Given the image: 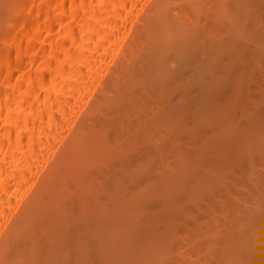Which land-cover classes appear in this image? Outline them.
Masks as SVG:
<instances>
[{
    "label": "bare ground",
    "instance_id": "obj_1",
    "mask_svg": "<svg viewBox=\"0 0 264 264\" xmlns=\"http://www.w3.org/2000/svg\"><path fill=\"white\" fill-rule=\"evenodd\" d=\"M250 1L0 0V264H162V261L163 264H175L172 262L173 259L176 258V261H181L183 256L181 260L178 258L182 253L178 252L176 257L169 256L172 254L169 247L171 245L174 247V241L180 237L176 233L178 225L183 223L180 224L183 227L188 215L189 218L192 216L197 218L194 219L197 222L191 218L192 221L189 220L192 223L187 221L189 223L186 222V227L184 226L185 236H191L189 237L191 242L188 237L183 236L185 237L184 245L186 246L185 242L188 239L192 249L189 250L187 248L189 246L184 247L183 242L180 243L181 246L176 247V251H180V247L183 250L185 248L189 250L186 251L190 252V256L189 253L184 254L187 258V260L183 259L185 264L186 262L187 264L193 262L194 255L192 257L191 250L194 251L195 248L197 251L198 249L201 250L197 253L204 250L202 248L204 241L202 240L205 239L208 241L206 246L208 248H205L206 251L203 252L208 258L205 259L206 255H203V252L202 255L199 254V257L197 253H194L197 256L194 258L199 261L198 258L203 257L205 260L203 258L201 260H204L205 264H264V217L259 216L264 215L262 212L264 208L261 210L264 206V176L259 178L253 173V176H257L255 177L256 181L253 179L254 184L248 182V180L253 181L252 177L251 179L246 177L248 180H244V185L251 186L245 188L248 193H245L244 190L245 195L241 197L234 192L236 189L234 190V187L231 186L234 184H230V190L228 185L232 180L230 173L233 172L231 170L233 167L228 166H232L233 162L236 163L231 160L232 157L233 160H238V157L236 159L235 156L248 155L252 157L249 154L254 153L258 154L257 157L264 158L262 156L264 155V131H262L264 124H260V119L255 117V111L258 109L254 110L257 106L260 108L257 103H260V98H262L260 95L264 91L261 89L260 92L258 90L260 87L257 89L256 83L259 77L264 79V70L260 69V72L257 71L258 67L256 70L254 67L258 64L264 68V64H262L264 59L260 58L262 60L261 65L258 60L259 63L253 62L257 56L253 54H256L257 50H259V54H261V50L264 51V33L261 34L263 36L258 38L260 40L258 41L256 33L258 30L255 29L259 27L258 34H260L262 27L264 32L263 22L260 23L256 19L258 21L256 23L253 18L254 15L257 17L263 15L261 17L264 18V0H259L261 4L263 3L262 7L261 4L254 5L255 3ZM249 6L253 16H248L252 17L254 20H251L255 22L247 28L248 24L245 18L247 19ZM254 10L257 12L255 13ZM258 12L262 14H258ZM255 24H261V27ZM248 29L249 31H247ZM253 31L257 37L252 40ZM244 32L247 33V36L249 35L248 32L250 35L252 34L249 35L251 41L257 40L259 42H255L256 47L248 41H243V38L247 37ZM243 42L251 44H249L251 46H249L250 51L253 47L259 49L255 52L253 49L251 56L249 50V53L245 51L248 49V44H244L246 45L244 47ZM240 53L244 55L242 59L246 64L244 69L240 65L239 67L237 65L238 69L234 66L236 62L233 61L234 59L239 61L237 57L240 56ZM263 55L260 56L264 57ZM250 56L253 57V60H248ZM251 62L254 64L251 65ZM231 64L234 69L233 66L230 67ZM230 69L233 74L230 73ZM246 69H250L253 73L256 72L254 75L249 70L251 75L253 74L252 77L256 78L252 82V84L256 83L254 85L256 89L251 88L246 82L245 79L249 76L246 74H250ZM238 71L239 73L236 75ZM242 73L244 74L242 75ZM231 74L232 77H230ZM256 74H259L258 78ZM224 75L230 76L225 78L226 80L224 78L223 81L220 80L223 84L225 82L223 87L218 78L221 79ZM240 76L241 78L237 79ZM228 79L233 80L234 83L227 85L230 83ZM234 80L238 81L240 85H234L235 83L238 84ZM241 80L245 81L244 84ZM260 82L264 84V81L259 79L258 86H260ZM219 85L222 87L220 89H223V92H220L224 96L214 104V100L218 99L216 93ZM225 85L226 91L228 89L229 92L224 90ZM233 86L235 89L241 87L244 90L238 88L236 91L234 89L233 93L236 91L234 95L229 89L232 88L233 90ZM261 88L264 89V85H261ZM239 90L242 92L239 93ZM248 92L252 94H248ZM254 92H258L260 95ZM228 93L233 94H230L232 98H227L230 96ZM246 95H256L257 98L259 96L260 100L256 97L253 99L252 96L250 97L251 103H244L241 101L242 99L249 101V97L247 98ZM215 96L216 99H214ZM235 96H237L238 103L234 102L236 101ZM226 100L229 104L226 103ZM240 101L243 102L244 110L241 109ZM255 101L256 103L252 104ZM211 103L212 106L220 103H222L220 107H225L223 103H226V106L228 104V106L225 107L226 109H219L215 106L218 111L213 109L215 111L212 112V117L215 119L210 121L213 126L210 128L216 130L217 123H219L221 126L224 125L223 127L219 126L222 129L226 130L228 125L227 131L233 130L230 128L228 118L233 122L236 121L234 125L239 124L240 121L242 123L244 118V122L248 119L245 123L248 124V128L244 129L241 124L243 127L241 131H238L236 135H233L235 132H231V130H229L231 132L229 134L226 131L224 136L228 134L227 137L219 134L221 129L219 127L217 130H219L220 136L216 132V137L214 132L208 134L207 130L210 128L206 127L211 126V124L207 121V117L208 119L211 118L209 115L211 112L206 113V111L209 110L208 107L211 106ZM262 103L264 102L261 101L263 106ZM232 106L236 109H233ZM228 108L232 109L228 110ZM248 109L254 110L253 114H255L256 121L252 119V111L249 113ZM222 111L223 113H221ZM228 111L233 114H227ZM245 112L252 114L250 121L249 114L246 116L247 118L240 117V115L245 116ZM196 113L199 114L198 117ZM257 113L259 114L261 111L258 110ZM239 117L241 119H238V122L237 118ZM191 118H198V120L196 119L198 122L194 119V123L193 120H190ZM200 118L203 119L202 121H206L204 124L206 131L203 129V122ZM263 119L264 117L261 121ZM199 121L201 122L199 123ZM191 122L194 125H190ZM200 124L202 125L199 126ZM191 128L193 129L192 133H190ZM185 130L188 131V135ZM225 130H221V133H225ZM183 132L185 135H182ZM197 132H200L199 137ZM203 134L208 137L211 136L214 142L217 140V145L214 142L208 143L211 141L210 137H204ZM183 136H186V139ZM187 136L189 139L191 137L193 142L187 139ZM195 137L200 140L203 138L201 141L206 142V144L203 143V146L199 148L202 142L200 141V145L199 140L196 139V141ZM170 139L174 142L172 143ZM195 142H197L198 147ZM184 143L188 148L185 147ZM209 144L212 146L210 147ZM204 145L205 149L203 148ZM190 146L191 149H189ZM227 146L230 149H227ZM176 147H180L181 152L173 150ZM182 147L186 149L183 152ZM206 147H208L209 152H207ZM212 147H215L213 148L214 152H212ZM221 147L226 150L221 151ZM234 147L238 149L239 155L235 154L238 151ZM195 148L197 154L194 151ZM190 150L194 151V153L192 152L194 155L191 154V158L189 156L186 159ZM216 151L217 153H215ZM200 152L202 155L198 158ZM227 152L231 157L227 155ZM166 153H168V157L172 153V155H179V158L174 155L176 158L171 156L169 160ZM207 154L210 158L207 157L209 159L206 158L207 160H205L204 156H208ZM218 155L219 166L216 162ZM248 156H246V164L247 161H253L257 158L253 159L252 157L251 159ZM192 157L196 158H194V162L197 158L199 160L202 158V161L195 165ZM154 158L157 159L154 160ZM188 158L192 160L189 162ZM176 159H181L182 163ZM158 160L159 162H156ZM186 160L191 164L190 170L193 166H197L198 168H195L198 169V172H203L202 178L206 177L207 182L210 178V183L214 180L215 184L217 183L216 187L213 182L214 188H218V183H222L224 179L216 175L224 174L223 170L220 171L227 166L228 169L227 167L225 169L230 172H225L227 173L225 176L228 177L225 178L231 180L229 182L226 180L227 191L223 190L225 185L220 184L222 187L220 188L221 194L223 191H226L225 194L227 192L237 194L238 199L233 198L232 205L230 202L229 205L239 209L238 205L240 204L241 208L239 210L236 208L234 212L231 211L230 206L228 204L226 206V203L232 201L230 200L232 195L223 200L225 196L223 193L221 199L224 207L226 209L228 207V217L226 214H222L224 211H220L221 207L218 206L219 203L214 198L217 189L208 187L211 191L212 189L213 191L216 190L214 193L212 192V195L206 188V191L202 190L206 185L203 183L205 179L196 176L198 174L195 173L196 170L193 171L194 167L191 172L186 171L189 168L187 167L189 163ZM211 160H215V163ZM175 161L181 167L174 172V168L171 169V166L169 168L168 166L171 162H173L171 165H174ZM221 161L223 162L222 165ZM230 161H232L231 165ZM204 162L205 166L203 165ZM225 162L229 164L226 165ZM184 164L185 170L183 169ZM206 164L208 165L206 166ZM216 164L218 168H215L214 165ZM234 164L233 166L238 168L243 167L240 161L239 165ZM252 164L248 168L251 170L257 168L255 167L256 164L254 167ZM154 165L157 168L160 165L162 169L159 167L158 170ZM211 165L214 166L213 170ZM165 166L170 171L169 173ZM238 168H236L238 175L243 171L241 175L245 176L246 172L244 174V171L246 169L251 171L246 167V169L242 168L241 171ZM207 169L215 171V173L213 172L210 176ZM176 171H186L188 174L185 172L184 174L188 178L183 179L185 178L184 175L179 179L181 182L179 180L177 182L175 176L178 177L181 172ZM256 171L259 174L263 173L261 170ZM158 172H161V174L159 173L160 176ZM190 175H193L197 180L195 178L192 179L193 181L190 180L193 177ZM241 175L238 178L242 179L243 176ZM171 176L174 177L173 180H171ZM212 176L213 178L215 176V179L217 177L223 179L221 182L217 179L216 182ZM184 180H188L186 183L192 187L195 186V188L187 187ZM163 184H165L164 187ZM183 184L185 189L182 188ZM160 187L165 190L161 192ZM196 187H199L198 190ZM243 187L241 185L240 193L242 194ZM200 188L202 190H200V194L209 192L210 197L208 194L204 193V195L211 199L210 201L207 198H204L203 201L200 199V194H197ZM154 189L156 192H160L157 194ZM194 190L197 193H194ZM192 191L197 194V196L194 195L196 200L190 198L193 197L191 196L193 193H190ZM253 192H255L254 195L256 194L255 197ZM155 194L156 196H154ZM160 195L163 196L162 199H158ZM181 196L185 202L179 205L180 202H183ZM198 196L199 201H197ZM250 196L254 199V201L252 200L253 205H250ZM147 197L153 199L152 202H155L156 205L160 203L161 209L164 208L166 211L164 212L155 206V213H152V206L147 205L150 202L144 200ZM188 197L196 201L191 207L199 205V211L202 208L201 211L205 212H201L203 216L196 217L193 215L194 210L191 209L192 211H190V208L186 210L185 203L188 204L190 201ZM241 198L247 201L248 205ZM156 200L162 201L157 202ZM234 200L239 201L238 205H235L236 201L234 203ZM146 201L147 206L143 207ZM206 201L209 202L207 205L205 204ZM197 202L199 203L197 204ZM171 203L173 205L178 204L176 207L179 209L181 206V210L184 207L183 211L174 207L175 212L178 213L174 215ZM242 204L246 205L242 206ZM205 205L207 210H210L209 212ZM208 207L210 208L208 209ZM257 209L261 211L258 212ZM242 210L244 214L241 213ZM181 212L187 214L186 219L183 216L186 214L180 215ZM142 213L145 214L142 215ZM218 213L226 216L227 218L223 217L228 221L231 218V224L224 225L225 228H218L221 226L220 224L226 223V220L225 222L220 221L222 217L215 215ZM144 215H148L147 218H150L151 221ZM180 217L183 222H180ZM200 219L202 220L200 221ZM213 220L217 222H212ZM163 222L164 224L167 223L164 225ZM176 222L180 223L176 224ZM203 222L208 224V227L202 231ZM210 222L213 223L212 225H216L218 222L220 224L218 223L217 228L210 230L212 227ZM170 223H175V227ZM142 224L147 226L146 229ZM189 226L191 229L193 226V230L188 229L191 233L187 232L189 233L187 234L185 231L187 227L190 228ZM171 228L172 230H170ZM197 229L203 233L209 231L202 234L200 231L197 232ZM168 230L172 231V234ZM147 232H149L148 235ZM169 236L173 238L172 243L168 240ZM200 240L202 243H199ZM192 241L197 243L195 245H200L194 246ZM215 242H221L224 246L220 243L221 250L218 254L217 248L220 245ZM166 243L168 244L166 245ZM167 248H169L168 254L171 252L169 255H166ZM186 251L182 252L185 253ZM164 255L169 257L163 258ZM187 255L191 258H188ZM193 263L195 264V262Z\"/></svg>",
    "mask_w": 264,
    "mask_h": 264
},
{
    "label": "rangeland",
    "instance_id": "obj_2",
    "mask_svg": "<svg viewBox=\"0 0 264 264\" xmlns=\"http://www.w3.org/2000/svg\"><path fill=\"white\" fill-rule=\"evenodd\" d=\"M249 1H250V0H249ZM250 2L255 3L254 5H259V4H261L259 0H258V1H257V0H252V1H250ZM262 2H263V1H262ZM251 4H252V3H251ZM254 5H253V6H254ZM262 5H263V3H262L260 6L262 7ZM263 6H264V5H263ZM255 7H256V6H255ZM253 8H254V7H253ZM259 9H262V8H259ZM259 9H258V10H259ZM254 11H255V10H254ZM259 11H262V10H259ZM256 12H257V10L255 11V13H256ZM251 13H252V10H251V7L249 6V8L247 9V16H246L247 19L245 18V21H247L246 23L248 24V25H247V28H248V26H251V25L256 21V19H257L260 23L263 22V24H264V18H262L263 15H261L262 17H261V16H260V17H257L256 15L253 16ZM255 13H254V14H255ZM259 13L262 14L261 12H258V14H259ZM263 13H264V12H263ZM258 14H257V15H258ZM248 15H252L253 18L255 19V21L253 22L252 20H254V19H253L252 17H249ZM202 17H203V16H202ZM251 19H252V20H251ZM251 21H252V22H251ZM258 21H256V23H257ZM246 23H245V24H246ZM251 23H252V24H251ZM250 24H251V25H250ZM263 24H262V26L264 27ZM255 25H258V26L260 25V27H261V24H255ZM253 26H254V25H253ZM261 28H262V27H261ZM261 28H260V34H258V33H259V27H258V28H255L256 30H258V31L256 32L257 35H258V37L254 35L255 31L252 32V33H253V35L251 34V35H252V37H251L252 40H253L254 38L257 37V40L260 41L258 38H261V36H263V35H261V34L264 33V32H263V28H262V29H261ZM253 30H254V29H253ZM247 31H249V29H248ZM250 32H251V31H250ZM244 34H246L245 36H247V33H246V32H244ZM248 34L250 35L249 32H248ZM249 35H248L247 37L243 38V41H244V42L248 41V42H250L251 44H253V46L256 47V43H257L258 41H257L256 39H255V40H256V41H255L256 43H255L254 41H251V40H250V36H251V35H250V36H249ZM248 37H249V38H248ZM263 41H264V40H263ZM244 42H243V46H244V47L248 44V49H247V47H246L247 50H245V51H248L249 49H251V48H250V47H251V46H250L251 44H250V43H247V44H246V43H244ZM258 43H259V42H258ZM260 43H261V42H260ZM244 44H246V45H244ZM249 44H250V45H249ZM249 46H250V47H249ZM255 47H253L254 50L252 49L254 52H255L257 49H259V48H255ZM241 49H242V47H241ZM243 49H244V48H243ZM261 49H263V48L261 47ZM252 50H251V51L249 50L250 53H251V54H250L251 56H252ZM249 51H248V53H249ZM243 52H244V51H243ZM243 52H241V53L243 54ZM258 52H259V50H257V53H258ZM263 52H264V51L261 50V54H259L260 52L258 53L259 55H258L257 53H256V54H253V55H255V56L257 55L258 58H259V59H258L257 56H256V57H255V60L253 61L254 63H256V62L259 63V62H260L259 64L261 65V63H262V62H261V61H262L261 59H264V57H261V56L263 55ZM241 53H240V56L237 57L239 61H236L235 59H234V61H233L234 63H235V62L237 63V64L235 63V65H234L236 69H238L239 65H240V67H241L242 69H244V67H246V66H245L246 64H244V61L242 60L243 57H244V55H242ZM260 55H261V56H260ZM245 56H246V55H245ZM251 56H250L249 59H248V58H247V59H248V60H253V57H251ZM263 56H264V55H263ZM246 57H247V56H246ZM234 58H235V57H234ZM260 58H261V59H260ZM244 59H245V58H244ZM257 60H258L259 62H258ZM245 62H246V61H245ZM253 62H251V63H252L251 65L254 64ZM231 63H232V61H231ZM234 63H232V64H234ZM232 64L230 65V67L233 66ZM249 64H250V62H249ZM262 64H264V62H263ZM237 65H238V67H237ZM234 66L232 67L233 69H234ZM254 66H256V65H254ZM263 66H264V65H263ZM249 67H250V66H249ZM257 67H258V68H257ZM261 67H262V65H261ZM261 67L257 64V66L254 67V70H256V68H257V71H260V69H263V70H264V68H263V67L261 68ZM232 68H231V69H232ZM252 68H253V66H252ZM252 68H251V70H252ZM231 69H230V73H232V72H231ZM246 70H248V69H246ZM249 70H250V69H249ZM249 70H248V71H249ZM251 70H250V71H251ZM232 71L234 72V70H232ZM236 71H237V70H236ZM239 71H240V70H239ZM239 71L236 72V75H237V73H239ZM250 71H249V72H250ZM241 72H242V71H241ZM243 72H245V71L243 70ZM251 72H252V71H251ZM251 72H250V74H246V75H249V76H247V78L245 77L246 79H245V78H244V79L247 80L246 82L249 83V85L251 86V88H252V87L254 88V87H255L254 85L257 83V89H258V87H260V89H258V90H260V92H261V89L264 90L263 88H261V85H264V84H261V82H260V86H258V85H259L258 82H259V79H260V81L262 80V82L264 81V79H263L262 77H259L258 81H257L256 83L254 82V84H252L253 79L255 78V77H252V76H253V74L256 73V72H255V71H254V73L252 72V73H253L252 75H251ZM260 72H261V71H260ZM234 73H235V72H234ZM245 73H246V72H245ZM258 73H259V72H258ZM232 74H233V73H232ZM232 74H231V76H230V75H229V76L232 77ZM243 74H244V73H242V75H243ZM260 74H261V73H260ZM262 74H263V73H262ZM250 75H251V77H252V80H251V78H250ZM254 75H255V74H254ZM229 76H228V75H227V76L224 75L223 77L221 76V77H222L221 79H220V77L218 78V79H219V82L222 84L223 87H224L225 82H224V84H223V83L221 82V81H223L222 79H223V78H224V79H225V78L227 79ZM238 76H239V74H238ZM257 76H259V74H258V75L256 74V77H257ZM261 76H262V75H261ZM263 76H264V74H263ZM233 77H234V76H233ZM242 77H243V76H242ZM236 78H237V77H236ZM239 78H241V76L238 77L237 79H239ZM257 78H258V77H257ZM226 79H225V80H226ZM232 79H233V78H232ZM242 79H243V78H242ZM220 80H221V81H220ZM228 80L230 81V83H227V85H229V84L232 85L231 83H234V82H232L233 80H231V79H228ZM228 80H227V81H228ZM254 80H256V78H255ZM234 81H235V80H234ZM235 82H238V81H235ZM241 82H243L242 84H244L245 81H242V80H241ZM241 82H240V83H241ZM263 83H264V82H263ZM234 85L239 86L240 84H239V82H238V84L235 83ZM237 86H236V87H237ZM246 86H248V85H246ZM250 86H249V87H250ZM220 87H221V86L219 85L218 88H217V89H218V92H217L218 94L216 93V96H218V99H217V100H214V99L217 98V97L215 96L214 99H213L214 102L212 101L214 104H215L216 101H220V98H221L222 96H224V94H221V92H220V91L223 92V89L221 90ZM234 87H235V86H233V90H232V88H229V89H231L230 91H232V93H233V91H234V89H235ZM262 87H263V86H262ZM221 88H222V87H221ZM238 88H239V87H238ZM238 88H236L235 90L237 91ZM240 88H241V87H240ZM240 88H239V89H240ZM246 88H248V87H246ZM241 89H242V91L244 90L243 88H241ZM254 89H256V88H254ZM224 90L226 91V85H225V89H224ZM248 90H249V89H248ZM250 90L252 91V89H250ZM258 90H255V91H258ZM227 91H228V89H227ZM227 91H226V92H227ZM236 91H235V93H236ZM242 91L239 90V93H241ZM228 92H229V91H228ZM258 92H259V91H258ZM258 92H254V93H255V94H256V93L258 94ZM260 92H259V93H260ZM224 93H225V92H224ZM235 93H233V94L235 95ZM244 93H246V92L244 91ZM250 93H251V92H250ZM250 93L248 92V94H250ZM254 93H253V94H254ZM261 93L264 94V91L261 92ZM261 93H260V94H261ZM228 94H229V93H228ZM228 94H227V95H228ZM230 94H231V93H230ZM230 94H229V95H230ZM233 94H231V95H233ZM251 94H252V93H251ZM260 94H258V95H260ZM263 94L260 95V97H262V98H260L258 95H257L258 98L256 97V95H255V96L252 95V96H253V99H254V97H256L257 99H259V98L261 99V100L259 99V100H260V103H257V105H260V106H259L260 108H257L258 106L255 105V106H257V107L254 108V110H257V109H258L259 111H261V113H259V114H261L262 116L260 115V117H259V114L257 113L258 110L255 111V112H256V113H255L256 115H255V114H253V113H254V112H253V111H254L253 109H248V110H249V113H250V111H252V114H253V115L245 112L246 115L244 114L245 116H241V115H242V112L240 111V112H241V113L239 112V113L241 114L240 117H243V118H244V117H246V116L249 114L250 116L248 115V117H249V121H250V119H251V115H252V119H254V120L256 121V119L259 118V119H260V120L258 119V120H259V123L263 125V124H264V123H263L264 119L261 121L262 117H264V115H263V113H264V105H263V106L261 105V101L264 102V99H263V98H264V95H263ZM219 95H220V96H219ZM227 95H226V96H227ZM231 95H230V96H227V98H232ZM237 95H238V94H237ZM244 95H245V94H243V96H244ZM239 96H240V95H239ZM246 96H247V95H246ZM252 96H247V98L249 97V101H245V100H243V99H242L241 101H243L244 103H246V102H250V100H251L250 97H252ZM233 97H234V96H233ZM236 97H237V96H235V100H236V101H234V102H237ZM244 97H245V96H244ZM227 98H224V99H227ZM256 98H255V99H256ZM224 99H223V100H224ZM240 99H241V98H240ZM244 99H245V98H244ZM262 99H263V100H262ZM221 100H222V99H221ZM223 100H222V101H223ZM228 100H229V99H228ZM230 100L233 101L232 99H230ZM226 101H227V100H226ZM238 101H239V100H238ZM241 101H240L239 104H241V106H242L243 102L241 103ZM252 101H253V100H252ZM256 101L258 102V100H256ZM256 101H255L254 103L252 102V104H255ZM234 102H232V103H234ZM218 103H219V102H218ZM226 103L229 104L228 101H227ZM226 103H223V104H225V105H224L225 107L228 106V104H227V106H226ZM237 103H238V102H237ZM250 103H251V102H250ZM250 103H248V104H249V105H252V104H250ZM214 104H213V106H212V103H211V106L208 107L209 110L206 111V113H207V112H209V113L211 112V114H209V115L211 116V118L208 119V117H207V121H209L210 124H211L210 121H211L212 119H215L214 117H212V112L215 111V110L217 109V108H215V106H217L219 109H221V108L226 109L225 107H220V104L222 105V103H220V104H218V105H217V104L214 105ZM239 104H237V105H239ZM262 104H264V103H262ZM245 105H246V104H245ZM249 105H247V106L249 107ZM233 106H234V105H233ZM233 106H232V107H233ZM235 106H236V104H235ZM252 106H253V105H252ZM237 107H238V109H239V106H237ZM245 107H246V106H245ZM214 108H215V110H213ZM240 108H241V107H240ZM251 108H253V107H251ZM211 109H212V110H211ZM230 109H232V108H230ZM230 109L228 108V110H230ZM233 109H236V108L233 107ZM241 109L244 110V109H243V106H242ZM239 110H240V109H239ZM239 110H238V111H239ZM216 111H218V110H216ZM226 111H227V110H226ZM226 111H225V112H226ZM236 112H237V111H236ZM236 112H235V113H236ZM247 112H248V111H247ZM262 112H263V113H262ZM218 113H219V112H218ZM221 113H223V111H222ZM229 113L231 114L230 111H228L227 114H229ZM235 113H234V114H235ZM239 113H238V114H239ZM243 113H244V112H243ZM196 114H197V117H198L199 114H198V113H196ZM232 114H233V113H232ZM232 114H231V115H232ZM257 114H258V116H257ZM205 115H206V114H205ZM214 115H215V114H214ZM223 115H224V114H223ZM223 115H222V116H223ZM254 115H255L256 119H255ZM216 116H217V115H216ZM236 116H237V115H236ZM230 117H232V116H230ZM240 117L237 118V121H238V119H241ZM202 118H203V117H202ZM202 118H200L201 121L204 119V118H203V119H202ZM222 118H223V117H222ZM235 118H236V117H235ZM246 118H247V117H246ZM194 119H195V120H196V119L198 120V118H194ZM194 119L191 118L190 120H193V122L195 123ZM205 119H206V117H205ZM224 119H225V118H224ZM244 119H245V118H244ZM244 119H242V123H241V121H240V123L237 124V125H239V126H237L236 124L234 125V123H235L236 121L233 122V121H231V119L228 118V121L230 120V122H229V124L231 125L230 128H233V130H231V129H229V130H231V132H232V131L235 132L234 134L232 133L233 135H236V133H237L238 131H241V129H242L243 127H244V129H245V128H248V126H247L248 124H245V123H246V120H248V119H246L245 122H244ZM197 120H196V121H197ZM258 120H257V121H258ZM201 121H199V123H200ZM221 121H224V120H221ZM226 121H227V120H226ZM260 121H261V122H260ZM193 122H191L190 125L193 124ZM197 122H198V121H197ZM197 122H196V123H197ZM202 122H203V129H205L204 131H206V128L213 127L212 124H211V126H208V127L205 126L206 128H204V124H206V121H202ZM204 122H205V123H204ZM238 122H239V121H238ZM243 122H244V123H243ZM212 123H213V122H212ZM222 123H224V122H222ZM222 123H221V124H222ZM224 124H225V123H224ZM241 124H242L243 127L241 126ZM186 125H187V123H186ZM188 125H189V124H188ZM193 125H194V124H193ZM193 125H192V126H193ZM196 125H198V124H196ZM201 125H202V124H200L199 126H201ZM207 125H208V124H207ZM225 125H227V124H225ZM214 126H216V125H214ZM219 126H221V125H220L219 123H217L216 130L213 129V128H210L211 130L208 129V130H207L208 134H209L210 132H211V133H213V132L215 133V132H216V133L218 134V131H219V130H217V129L223 127L224 125L221 126V127H219ZM195 127H196V126H195ZM218 127H219V128H218ZM236 127H237V128H236ZM263 127H264V126H263ZM263 127H262V128H263ZM187 128H188V127H187ZM193 128H194V127H193ZM214 128H215V127H214ZM191 129H192V128H191ZM196 129H197V128H196ZM203 129H201V130L203 131ZM227 129H228V125H227L226 130L221 128L220 131H219V134L222 135L223 137H225L226 135L224 136V134H226ZM244 129H243V130H244ZM263 129H264V128H263ZM201 130H200V132H201ZM221 130H222V131L225 130V133L222 134V133H221V132H222ZM229 130L227 131L228 134H229V132H230ZM234 130H235V131H234ZM182 131H183V130H182ZM185 131H186V130H185ZM196 131H197V130H196ZM196 131H195V132H196ZM262 131H264V130H262ZM186 132H187V135H188V131H186ZM192 132H193V129H192V131H191L190 133H192ZM200 132H199V133H200ZM231 132H230V133H231ZM180 133H181V132H180ZM183 133H184V134H182V135H185V132H183ZM197 133H198V132H197ZM199 133H198V137H199V135H200ZM203 133H204V132H203ZM216 133L214 134L215 137H216ZM219 134H218V135H219ZM228 134H227V136H228ZM180 135H181V134H180ZM189 135H190V134H189ZM203 135H204V134H203ZM206 135H207V134H206ZM210 135H211V134H210ZM218 135H217V136H218ZM220 135H219V136H220ZM194 136H195V135H194ZM227 136H226V137H227ZM183 137H185L184 139H186V136H183ZM192 137H193V135H192ZM204 137H207V138L210 137V139H211V136L208 137V136H205V135H204ZM212 137H213V136H212ZM215 137H214V138H215ZM217 138H219V137H217ZM180 139H181V138H180ZM187 139H189L188 136H187ZM196 139L199 140V143H200L201 140H203V138H201V140H200L199 138L195 137V140H196ZM205 139H206V138H205ZM210 139H209V140H210ZM222 139H223V138H222ZM170 140H171V142H172V139H170ZM182 140H183V139H182ZM189 140L193 142V140H191V137H190ZM189 140H188V141H189ZM197 140H196V141H197ZM228 140H229V139H228ZM184 141H186V140H184ZM190 141H189V142H190ZM204 141H205V140H204ZM207 141H208V140H207ZM216 141H217V140H215V142H214V141H212V139H211V141H210V142L208 141V143H211V142L216 143ZM226 141H227V139H226ZM173 142H174V141H173ZM173 142H172V143H173ZM201 142H202V141H201ZM219 142H220V141H219ZM219 142H218V144H219ZM221 142H222V141H221ZM169 143H170V142H168V144H169ZM186 143H187V142H186ZM190 143H191V142H190ZM190 143H189V144H190ZM195 143L197 144V142H195ZM195 143H194V144H195ZM203 143L206 144V142H202V145H201V143H200L201 146H199V148H201V147L203 146ZM208 143H207V145H208ZM228 143L231 144L230 142H228ZM181 144L183 145V143H181ZM187 144H188V143H187ZM196 144H195V145H196ZM221 144H222V143H221ZM224 144H225V142H224ZM226 144H227V142H226ZM169 145H170V144H169ZM169 145H167V147H168ZM174 145H175V144H174ZM174 145H173V146H174ZM176 145H178V144H176ZM182 145H181V146H182ZM184 145H185V143H184ZM207 145H206V146H207ZM209 145H210V144H209ZM213 145H215V144H213ZM216 145H217V143H216ZM231 145H232V144H231ZM231 145H229V146H231ZM178 146H180V145H178ZM196 146L198 147V144H197ZM211 146H212V144L210 145V147H211ZM219 146H220V144H219ZM223 146H224V145H223ZM229 146H227L226 148H227V149H230V148H228ZM170 147H172V146L170 145ZM170 147H168V148H170ZM185 147H186V145H185ZM208 147H209V146H208ZM208 147H206V148L208 149ZM232 147H233V146H232ZM172 148H173V147H172ZM179 148H180V147H179ZM179 148L176 147V148L173 149V150H175V151H180ZM182 148H183V147H182ZM186 148H188V147H186ZM203 148L205 149V145H204ZM203 148H202V149H203ZM213 148H215V147H212V148H211V149H212V152L215 151ZM218 148H219V147H217V149H218ZM234 148H235V147H234ZM234 148H233V150L236 149V148H235V149H234ZM178 149H179V150H178ZM184 149H185V148H183L182 152L184 151ZM189 149H191V146H190ZM189 149H188V150H189ZM202 149H201V150H202ZM211 149H210V150H211ZM220 149H221V151H225V150H226V149L224 150V148L222 149V147H221ZM168 150H169V149H168ZM168 150H167V151H168ZM185 150H186V149H185ZM201 150H200V151H201ZM218 150H219V149H218ZM236 150L238 151V149H236ZM263 150H264V149H263ZM167 151H166V152H167ZM170 151H171V150H170ZM194 151H195V153L197 154V152H196V151H197L196 148H195ZM194 151H193V150H192V151L190 150V154H188L189 152L187 153L188 156H186V154H185L186 159H187V157H189V156H190V158H191V154H193ZM203 151H204V150H203ZM230 151H231V150H230ZM258 151H262V150H258ZM258 151H257V152H258ZM172 152H173V151H172ZM180 152H181V151H180ZM185 152H186V151H185ZM192 152H193V153H192ZM198 152H199V150H198ZM207 152H209V149H208ZM212 152L210 151L211 154H212ZM219 152H220V151H219ZM228 152H229V151H228ZM228 152H227V155H228ZM233 152L235 153L236 151H233ZM202 153H203V152H202ZM205 153H206V152H205ZM215 153H217V151H216ZM224 153H225V152H224ZM229 153H230V152H229ZM231 153H232V151H231ZM234 153H233V154H234ZM247 153H250V152H247ZM252 153H253V152H252ZM255 153H256V151H255ZM260 153H262V152H260ZM167 154H168V153H166V156H167ZM169 154H170V153H169ZM178 154H180V153H178ZM182 154H183V153H182ZM211 154H210V156H211ZM218 154H219V153H218ZM222 154H223V153H222ZM235 154H236V155H239V151H238V153L236 152ZM253 154H254V153H253ZM253 154H249V155H252V157H253ZM263 154H264V153H263ZM174 155H175V156H178V158H179V155H176V154H174ZM174 155H172V153H171L170 157L167 156V159H169V158L171 159V156H172L173 158H176V157H174ZM193 155H194V154H193ZM193 155H192V156H193ZM200 155H202L201 152L198 153V158L200 157ZM207 155H208V154H207ZM215 155H217V154H215ZM227 155H226V157H227ZM256 155H258V154H254L253 159L257 157ZM259 155H262V154H259ZM182 156H184V155H182ZM203 156H204V155H203ZM224 156H225V154H224ZM224 156H223V157H224ZM228 156H229V155H228ZM246 156H248V155H245V156H244V155L235 156L236 159H237V157H238V160H235V159L233 160V157L231 158V160H232V161H235V162H236L235 164H237V165H239L238 163H239V161H240V163L242 164V165H241V164H240V165L243 166L242 168H245V167L248 168V167H250V165H251L252 163H254V164H252L253 167H254L255 164L257 165V166H255V167H257V168H252V170H251L250 168H248V170H251V171H247V169L245 168V169H246V171H244V174H245V172H246L245 176H244V175H241V174H243V171L239 174V175L243 176L242 179H241V178H238L239 175L237 174L238 171L236 170V168H238V167L233 166L234 162H233V164H232V161H230V162H231L230 165L232 164V166H228V167H233V169H231V170H233V172L230 173L231 176H232V177H231L232 180L230 179L231 181L227 179V178H228L227 176H225V175L228 173V171H229V170L226 171V170L228 169L227 166H226L227 169H225L226 167L224 166L225 168H224V169H221V171H220V172H222V170H223V172H224V174L222 173L223 175H222V174H219V175H216V174H215L216 176H221V177H223L224 179L221 178V177H220L221 179H218L219 177H217V178L215 179V176H214V178H213V176H212V179H215L216 182H217V179H218L220 182H221L222 179H223V180H222L223 182L225 181L224 183H223V182H222V183H218V188H214V187H213L212 184H213L214 180H213L212 183H210V182H211V179H210V178H208L209 181L207 182L206 177H203V178L205 179V181H204L203 183L206 184V185H205L206 187H205V186H204V187L202 186V187L204 188V189H202V190L206 191V189H207V191L211 192L210 194L212 195V192L214 193V191H216V190L213 191V189H212V191H211L210 188L213 187L214 189H217V192H218V193L215 192L214 195H216V196H215L214 198H216V200L218 201V202H217V203H219L218 206L220 205V207H221V210H220V211H224V213L222 212V214H224V215L226 214L227 217H228V215H227V214H228V211H227L228 207H227V209H226V207H224V203H223V201H222V199H221V198H222V195L225 194L224 192L227 191V190H226V188H228L227 186L229 185V190H230V184H234V185H231V186L234 187V190H235V189L237 190V191L235 190L234 192L237 193V194L241 197V196H244V195H245V194H244V190H245V188H249V186H251V185H249V186L244 185V184H245L244 180L246 181V179H247L246 177H250V179H251V177H252V180H253V179H255V177H257V176H253L254 174L258 175L259 178H261V176H264V168H263V166H264V158L262 159V157H257V158L262 159L261 162H260V159H257V158H256V159H254L253 161H249V162L247 161V164H246ZM262 156H264V155H262ZM158 157H159V156H158ZM161 157H162V156H161ZM196 157H197V155H196ZM204 157H205V160H207V159L210 158L209 155H208V156H204ZM204 157H203V159H204ZM207 157H209V158H207ZM216 157H217V160H216V162H217L218 159H219V158H218L219 155L216 156ZM229 157H231V156H229ZM248 157L252 159V157H250V156H248ZM162 158H164V157H162ZM162 158H160V159H162ZM173 158H172V159H173ZM180 158H181V156H180ZM182 158H183V157H182ZM194 158H195V157H194ZM194 158L192 157L193 160L188 158L189 162H190V160H192L193 163H195V165H196V163L202 161V158H200V160L197 158L198 161L196 160V162H194V161H195ZM206 158H207V159H206ZM156 159H157V158H154V160H156ZM165 159H166V158H165ZM165 159H164V160H165ZM167 159H166V161H167ZM170 159H169V160H170ZM195 159H196V158H195ZM211 159H212V158H211ZM220 159H221V158H220ZM223 159H224V158H223ZM223 159H222V160H223ZM227 159H228V158H227ZM251 159H250V160H251ZM162 160H163V159H162ZM162 160H161V161H162ZM174 160H175V159H174ZM174 160H173V162H174ZM176 160H178V159H176ZM183 160H185V159H183ZM212 160H213V159H212ZM212 160H211V161H212ZM225 160H226V159H225ZM247 160H248V159H247ZM255 160H256V161H255ZM179 161H181V162H179ZM192 161H191V163H192ZM228 161H229V159H228ZM254 161H255V162H254ZM156 162H159V160L156 161ZM173 162L169 163L170 165L168 166V168L171 166V169L174 168L173 170H174V172H175V170H178L177 168H180V167H181V166L179 167V163H182V160L179 159V160H178L179 163L175 161L176 163H178V165H176L175 167H174V165H175L176 163H175L174 165H171V164H173ZM183 162H184V161H183ZM186 162H187V160H186ZM189 162H187V163H189ZM212 162L215 163V160L212 161ZM212 162H210V163H212ZM221 162H222V161H221ZM251 162H252V163H251ZM163 163H165V162H163ZM187 163H186V164H187ZM207 163H208V162H207ZM213 163H212V164H213ZM227 163H228V162H227ZM227 163L225 162L226 165H227ZM154 164H155V163H154ZM165 164H166V163H165ZM167 164H168V162H167ZM217 164H218V162H217ZM217 164L214 165L215 168L217 167ZM222 164H223V162L221 163V165H222ZM225 164H224V165H225ZM228 164H229V163H228ZM235 164H234V165H235ZM259 164H260V165H259ZM156 165H157V163H156ZM190 165H191V164L189 163L188 166H187V167H189V168L186 169V166H185V164H184L185 167L183 168V166H182V168H183L184 170L186 169V171H190V172H191V170H192V168H193L194 166H193V167L191 168V170H190V167H191ZM203 165L205 166V162H204ZM207 165H208V164H206V166H207ZM219 165H220V164H218V166H219ZM158 166L161 168L160 165H158ZM163 166H164V164H163ZM211 166H212V165H211ZM211 166H210V167H211ZM214 166H212V167H213L212 170L214 169ZM154 167H155V165H154ZM159 167H158V168H159ZM165 167H166V166H165ZM172 167H173V168H172ZM195 167H197V166H195ZM195 167H194V168H195ZM199 167H200V166H199ZM234 167H236V168H234ZM239 167H240V166H239ZM155 168L158 169L157 166H156ZM197 168H198V167H197ZM197 168H195V169L193 170V171H195V170L197 171V172L195 171V173L198 174V175H196V176H198V177L203 176V175H202L203 172H202V173L198 172V169H197ZM201 168L203 169L202 166H201ZM201 168H200V169H201ZM208 168H209V167H208ZM217 168H218V167H217ZM242 168H238V169H240V171H241ZM262 168H263V169H262ZM152 169L155 170L154 168H152ZM161 169H162V168H161ZM161 169H160V171H161ZM234 169H235V170H234ZM158 170H159V169H158ZM164 170H165V169H164ZM164 170H163V172H164ZM166 170H168L167 167H166ZM173 170H172V171H173ZM207 170H208V169H207ZM212 170H210V171L208 170V171L210 172V176L212 175L213 172L215 173V171H212ZM256 170H259V171L261 170V172H263V173H260V174H259V172L257 173ZM186 171H183V172L180 171L181 173H180L179 171H176V172H179V173H180V174L178 173V174H179V176H178L179 178L175 176L177 182H178V180H179L180 178H182V177L185 175L184 172L186 173ZM201 171H202V170H201ZM151 172H154V171H151ZM155 172H156V171H155ZM167 172L169 173L170 171L168 170ZM190 172H189V173H190ZM204 172H205V170H204ZM209 172H208V173H209ZM216 172H218V171L216 170ZM225 172H227V173H225ZM229 172H230V171H229ZM159 173L161 174V172H158V174H159ZM164 173H165V172H164ZM164 173H162V174H164ZM208 173L206 174L207 176H208ZM218 173H219V172H218ZM218 173H217V174H218ZM253 173H254V174H253ZM151 174H152V173H151ZM155 174H157V172H156ZM160 174H159V176H160ZM165 174H166V173H165ZM181 174H182V176H181ZM186 174H188V173H186ZM232 174H233V175H232ZM152 175H153V174H152ZM171 175H172V174H171ZM228 175H229V174H228ZM154 176H155V175H154ZM157 176H158V175H157ZM162 176H164V175H162ZM165 176H166V175H165ZM180 176H181V177H180ZM190 176L192 177L193 175H190ZM210 176H209V177H210ZM168 177H169V176H168ZM171 177H172V176H171ZM186 177H187V176L185 175V178H183V179H187V178H188V177H187V178H186ZM225 177H227V178H225ZM173 178H174V177H172V179H171V178H170V179L173 180ZM193 178H195V177L193 176L190 180H192ZM201 178H202V177H201ZM203 178H202V179H203ZM236 178H237V179H236ZM239 179H240V181H239ZM188 180H189V179H188ZM188 180H184V182L186 183ZM195 180H197V178H195ZM226 180H228V182L230 181L228 185L225 184V183H226ZM247 180H248V179H247ZM256 180H257V179H255V181H256ZM179 181H180V180H179ZM192 181H193V180H192ZM255 181H254V180H253V181H249V180H248V182H250V183L253 182V184H254ZM180 182H181V181H180ZM182 182H183V181H182ZM195 182H197V181H195ZM195 182H193L194 185H196ZM233 182H234V183H233ZM248 182H247V183H248ZM168 183H169V182H168ZM168 183H167V184H168ZM185 183H184V184H185ZM235 183H236V184H235ZM165 184H166V183H165ZM165 184H163L162 186L164 187ZM181 184H182V183H181ZM181 184H180V185H181ZM184 184L182 185V188H183V189H185V188L183 187V186H185ZM186 184H187V185H186L187 187H190V188H193V187H194V188H195V186L192 187V186H190L188 183H186ZM190 184L192 185V183H190ZM197 184H198V183H197ZM214 184H215V182H214ZM216 184H217V183H216ZM216 184H215V186H216ZM220 184H221V185H222V184L225 185L223 190H226V191H223L224 194H223V193L221 194V189H220V188H222V187L220 186ZM241 185L244 186V187H243V194L240 193V192H241V189H242V188H241ZM162 186H161V187H162ZM209 186H210V188L208 189ZM252 186H254V185H252ZM161 187H160V189H161V192H162V191H164L165 189L162 190L163 188H161ZM178 187H179V185H178ZM187 187H186V188H187ZM200 187H201V186H200ZM216 187H217V186H216ZM157 188L159 189V187H157ZM157 188H156V189H157ZM174 188H176V187H174ZM190 188H189V189H190ZM194 188H193V189H194ZM198 188H199V187H196L197 190H198ZM205 188H206V189H205ZM239 188H240V189H239ZM252 188H253V187H252ZM254 188H255V187H254ZM156 189H154V191H155ZM158 189H157V190H158ZM178 189H179V188H178ZM189 189H188V190H189ZM196 189H195V190H196ZM218 189H219V190H218ZM231 189H232V188H231ZM166 190H167V186H166ZM174 190H175V189H174ZM179 190H180V189H179ZM179 190H176V191H179ZM195 190H194V191H195ZM200 190H201V188L199 189V192H198V193H197V191H195V192L192 191V192H190V193H193V192H194V193H197V194L199 195L200 192L202 191V190H201V191H200ZM167 191H168V190H167ZM167 191H166V192H167ZM184 191H185V190H184ZM189 191H191V190H189ZM250 191H251V190H250ZM155 192H156V191H155ZM159 192H160V191H159ZM159 192H156V193L158 194ZM174 192H175V191H174ZM182 192H183V190H182ZM185 192H186V191H185ZM185 192H184V193H185ZM209 192L207 193V194H208V197H210ZM230 192H231V191H230ZM246 192H247V190H245V193H246ZM255 192H256V191H255ZM255 192H253V195H254ZM150 193H151V192H150ZM164 193H165V192H164ZM178 193H179V192H178ZM178 193H176V194H178ZM180 193H181V192H180ZM194 193H193L192 195H191V194H188V195L193 196V197H190V196H189V197L192 198V199L194 198V200H196L195 197L197 196V194H194ZM202 193H203V192H202ZM202 193H201V194H202ZM204 193L206 194V192H204ZM204 193H203V196L200 194V199H201L202 201L204 200V198H205V199L207 198V196H206L207 194L204 195ZM219 193H220V194H219ZM247 193H248V192H247ZM161 194H162V193H161ZM181 194H182V193H181ZM237 194L234 195L233 192H232V193H228V192H227V193L225 194V196L223 197V200H224V198H228L230 195H232V197L230 196V200H232V201H228V202L226 201V202H227V203H226V206L229 205V202H230V204H231V202H233V198H234V199L237 198ZM249 194H251V193L249 192ZM249 194H247V195H249ZM149 195H150V194H149ZM162 195H163V194H162ZM174 195H175V194H174ZM174 195H173V196H174ZM179 195H180V194H179ZM182 195H183V194H182ZM185 195H187V194H185ZM194 195H196V196H194ZM214 195H213V196H214ZM233 195H234V196H233ZM255 195H256V194H255ZM255 195H254V197H255ZM146 196H147V195H146ZM154 196H156V194H155ZM213 196H211V197L213 198ZM220 196H221V197H220ZM148 197H149V196H148ZM148 197H147V198H144V200H148V202H150V204H148L147 201H146L143 207H145V206H147V205H149L150 207L152 206V213H155V206H158V208L161 209V207H160V206H161L160 203H158V205H156L155 202H154V203L152 202L153 199L151 200V199L148 198ZM152 197H153V196H152ZM161 197L163 198V196L160 195V197H159L158 199H160ZM176 197H178V196H176ZM189 197H188V198H189ZM240 197H239V198H240ZM257 197H258V196H257ZM153 198L155 199V197H153ZM162 198H161V199H162ZM179 198H180V197H179ZM190 198H189V199H190ZM202 198H203V199H202ZM246 198H247V197H246ZM250 198H251V196H250ZM156 199H157V198H156ZM192 199H190V201H189L188 204L185 203L186 206H185V205H184V206L186 207V210L189 209V208H190V211L194 210L196 214L193 212V213H194L193 215H195L196 217H197V216H200V217H201V215H202L201 212H204V211H203V210L201 211L202 208L200 209V211L198 210V209H199V205H198V206L195 205V207H191V205L193 206V202L196 203V201H193ZM197 199H198L197 201H199V196L197 197ZM207 199H209V198H207ZM237 199H238V198H237ZM244 199H245V197H244ZM255 199H256V198H255ZM175 200H176V199H175ZM181 200H182V196H181ZM184 200H185V199H184ZM186 200H188V199H186ZM191 200H192V201H191ZM201 200H200V201H201ZM210 200H211V199H209L208 201H210ZM227 200H229V199H227ZM241 200H242V198H241ZM241 200H240V202H241ZM245 200H246V199H245ZM245 200H242V201H243L244 203H246L247 201H245ZM247 200H249V199H247ZM250 200H251V203H250V205H251V204L253 203L254 199L251 198ZM250 200H249L248 202H250ZM252 200H253V201H252ZM154 201H155V200H154ZM156 201H157V200H156ZM160 201H162V200H160ZM160 201L158 200L157 202H160ZM172 201H173V199H172ZM172 201H171V202H172ZM182 201H183V200H182ZM208 201L205 202L206 205H207V203H209ZM235 201H236L237 204L235 203ZM141 202H142V201H141ZM143 202H144V201H143ZM174 202H175V201H174ZM179 202H180V201H179ZM184 202H185V201L180 202V204H179L178 202H175V203H178L179 205H181V204H183ZM187 202H188V201H187ZM238 202H239V201H238ZM238 202H237V200H234L235 205H238ZM146 203H147V205H146ZM175 203H174V204H175ZM198 203H199V202H197V204H198ZM202 203H203V202H202ZM217 203H216V204H217ZM139 204H140V203H139ZM139 204H138V205H139ZM171 204H172V207H173V210H174V211H173V212H174V215H175V214H178V213L175 212L176 209H179L178 207H176V205H178V204H175V205H173V203H171ZM227 204H228V205H227ZM246 204H247V203H246ZM246 204H245V205H246ZM142 205H143V203H142ZM200 205H201V203H200ZM206 205H205V207H206V210H207V206H206ZM208 205H209V204H208ZM214 205H215V204H214ZM231 205H232V204H231ZM231 205H229V206H230L229 209H230L231 211L233 210V212H234V210H236V208L238 209V207H235V206L233 207V206H231ZM245 205L242 204V206H245ZM247 205H248V204H247ZM252 205H253V204H252ZM140 206H141V205H140ZM149 206H148V207H149ZM211 206H212V203H211ZM211 206H210V207H211ZM215 206H217V205H215ZM218 206H217V207H218ZM238 206H239V209H240V208H241V207H240V204H239ZM254 206H255V205H254ZM150 207H149V208H150ZM169 207H171V206H169ZM174 207H176V209H175ZM200 207H202V206H200ZM205 207L203 208L204 210H205ZM210 207H208V209H209ZM141 208H142V207H141ZM158 208L156 207L157 211H159ZM183 208H184V207H183ZM183 208H182V210H181V206H180V209H179V210L183 211ZM260 208H261V207H260ZM263 208H264V206H262V209H261V210H263ZM142 209L144 210V208H142ZM145 209H146V208H145ZM166 209L168 210V208H166ZM171 209H172V208H171ZM191 209H192V210H191ZM216 209H217V208H216ZM216 209H214V211L218 212ZM218 209H219V208H218ZM239 209H238V210H239ZM243 209L245 210L244 207H243ZM139 210H140V209H139ZM147 210H148V211H151V210H149V209H147ZM147 210H146V211H147ZM161 210L164 211V212L166 211V210H164V208L161 209ZM169 210H170V209H169ZM196 210H197V212H196ZM230 210H229V211H230ZM261 210H259V211H261ZM141 211H142V210H141ZM207 211L209 212L210 210H207ZM207 211H206V212H207ZM257 211H258V209H257ZM259 211H258V212H259ZM160 212H161V211H160ZM164 212H162V213H164ZM173 212H172V213H173ZM185 212H187V211H185ZM185 212H184V213L181 212L182 214H180V215L186 214ZM208 212H207V213H208ZM216 212H215V213H216ZM262 212H264V211H262ZM152 213H151V214H152ZM204 213H205V212H204ZM211 213H212V212H211ZM241 213L244 214V211L242 210ZM241 213H240V214H241ZM256 213H257V212H256ZM143 214H145V213H142V215H143ZM147 214H148V213H147ZM190 214H191V212H190ZM198 214H199V215H198ZM222 214H221V213H218V214H215V215L222 217V218L219 217V218H220V221H222V222L224 221V222H225L226 219H224V217H226V216H224V215H222ZM229 214H230V212H229ZM257 214H258V213H257ZM262 214H263V213H262ZM149 215H150V214H149ZM166 215H167V213H166ZM170 215H171V213H170ZM209 215H210V213H209ZM215 215H214V216H215ZM241 215H242V214H241ZM147 216H148V215H147ZM147 216L144 215L145 218H147ZM152 216H154V215H152ZM156 216H157V215H156ZM162 216H163V215H162ZM172 216H173V215H172ZM178 216H179V215H178ZM183 216H184V219L187 218V217H185V216H187V214H186V215H183ZM183 216H182V217H183ZM191 216H192V215H191ZM202 216H203V215H202ZM214 216H213V217H214ZM223 216H224V217H223ZM259 216H260V217H262V216L264 217V215H259ZM259 216H258V217H259ZM149 217H150V216H149ZM158 217H159V215H158ZM158 217H157V218H158ZM160 217H161V216H160ZM163 217H165V216H163ZM168 217H170V216L168 215ZM174 217H175V216H174ZM204 217H205V216H204ZM204 217H203V218H204ZM207 217H208V216H207ZM213 217H210V218L212 219ZM227 217H226V218H227ZM230 217H231V215H230ZM258 217H257V218H258ZM263 217H262V218H263ZM166 218H167V217H166ZM191 218L193 219V221H194V219H197V218H195V217L193 218V216L189 218V215H188L187 221H190ZM262 218H261V219H262ZM143 219H144V218H143ZM147 219L151 221L150 218H147ZM169 219H170V218H169ZM189 219H190V220H189ZM211 219H210V220H211ZM214 219H215V218H214ZM167 220H168V219H167ZM171 220H172V219H171ZM176 220H178V219H176ZM201 220H202V219H200V221H201ZM204 220H205V219H204ZM208 220H209V219H208ZM217 220H218V219H217ZM230 220H231V218H230ZM230 220H229V221L226 220V223H222L223 226H222V224L219 223V222H220V221H219L218 223H219L221 226H218V228H225L224 225H226V224H227V226H228V224L230 225V224H231V221H230ZM258 220H260V219H258ZM141 221H142V220H141ZM143 221H144V220H143ZM145 221H146V219H145ZM145 221H144V224H145ZM173 221H174V220H173ZM173 221H171V222L173 223ZM178 221H179V220H178ZM185 221H186V220H185ZM187 221H186V222H187ZM191 221H192V220H191ZM191 221H190V222H191ZM195 221L197 222V220H195ZM195 221H194V222H195ZM262 221H263V220H262ZM160 222H161V221H160ZM169 222H170V220H169ZM169 222H168V223H169ZM174 222H175V221H174ZM180 222H183V220H181V217H180ZM180 222H176V224H179ZM186 222L184 223V226H185V227H186V225H185ZM194 222H193V223H194ZM207 222H208V221H207ZM212 222H215V223H216L217 221H216V220H215V221L213 220ZM212 222H210V223H211L210 226H212L211 228L209 227L210 230L217 228L216 225H218V223H217L216 225H212V224H213ZM142 223H143V222H142ZM166 223H167V222H165V224H166ZM187 223H189V222H187ZM191 223H192V222H191ZM205 223H206V222H205ZM215 223H214V224H215ZM144 224H142V225H144ZM146 224H147V223H146ZM158 224H159V223H158ZM163 224H164V222H163ZM165 224H164V225H165ZM170 224H171V223H170ZM174 224H175V223H174ZM174 224H171V225H174ZM180 224H181V223H180ZM180 224L178 225V228H177L178 231H176V228H175L176 233H178V236H180V237L176 236V237H178V238H176V239H178V240H175V239H174V240H175V241H174V244H173L174 247H172V245H171V247H169V248L171 249L172 254L169 255V254L171 253L170 251H169L170 253L168 254V249H169V248H167V250H166V251H167V254H166V255H169V256H172V255H173V257H174V256L176 257V254H179L178 252H181L183 255L181 254V256H180V258H178V260H179V259L181 260L182 258L184 259V258L186 257V256H184V254L186 255V254L189 253V256H190V252H187L186 250H188V249L190 250V248L192 249V246L189 245V242L187 241L188 239H187L186 242H185L186 246L184 245V242H183V241L185 240L184 238H185V237H188V238H189V237H191V236H188V235L185 236V235H186V234L184 233V229H185V228H184V226L181 227ZM182 224H183V223H182ZM182 224H181V225H182ZM197 224H198V223H197ZM199 224H201V222H199ZM199 224H198V225H199ZM150 225H151V224H150ZM168 225H169V224H168ZM189 225H190V224H189ZM192 225H193V224H192ZM194 225H195V223H194ZM207 225H208V224H207ZM207 225L204 224V222H203V225H202V226H204V227H203V228L201 227V228H202V231H203L204 228H207V227H208ZM154 226H155V225H154ZM159 226H160V225H159ZM187 226H188V225H187ZM143 227H145V229H146L147 226L144 225ZM166 227H167V226H166ZM170 227H172V226H170ZM170 227H169V228H170ZM174 227H175V225H174ZM174 227H173V228H174ZM180 227L182 228V231H181V228H180ZM189 227H190V226H189ZM157 228H158V227H157ZM167 228H168V227H167ZM148 229H149V228H148ZM148 229H147V230H148ZM188 229L193 230V226H192V229H191V227H190V228L187 227V228H186V231H185L186 233H187V232L191 233V231H189ZM194 229H195V227H194ZM143 230H144V229H143ZM157 230H159V229H157ZM170 230H172V228H171ZM187 230H188V231H187ZM195 230H196V229H195ZM164 231H165V230H164ZM198 231L202 232L201 230H198V229H197V232H198ZM208 231H209V230H208ZM208 231H205L204 233L202 232V234H206ZM145 232H146V231H145ZM166 232H167V231H166ZM168 232H169V233L171 232V234H172V231H169V230H168ZM179 232H180V233H179ZM182 232H183V233H182ZM192 232H193V231H192ZM194 232H195V231H194ZM197 232H195V233H197ZM141 233H142V232H141ZM148 233H149V232H147V235H148ZM189 233H187V234H189ZM195 233H194V235H196ZM142 234H143V233H142ZM179 234H181V235H179ZM199 234H200V233H199ZM144 235H145V234H144ZM173 235H175V234H173ZM173 235H172V237H173ZM191 235H192V234H191ZM183 236H185V237H183ZM169 237H170V236H169ZM169 237H168V240L171 241L173 238H171V237L169 238ZM181 237H183V238H181ZM197 237H198V236H197ZM201 238H203V236H201ZM205 238H206V237H205ZM180 239H181L182 241H181ZM189 239H190V238H189ZM192 239H193V238H192ZM193 240H194V239H193ZM195 240H196V239H195ZM206 240H207V239L202 240V241H204V242H203L204 244H202V246L204 245V247H202V246H201V247L204 248V250H205V248H206V246H207V242H208V241H206ZM170 241H167V242L169 243ZM202 241L200 240L199 243H202ZM205 241H206V242H205ZM220 241H221V240H220ZM181 242H183V246H184V247L189 246V247H187L188 249L185 248L184 250L182 249V247H180L182 251H186L187 253H186V252L184 253V252H182L181 250H180V251H176V250H177L176 247L181 246V244H182ZM190 242H191V239H190ZM197 242H198V239H197ZM222 242H223V241H222ZM168 243H166V245H167ZM171 243H172V241H171ZM175 243H176V246H175ZM180 243H181V244H180ZM193 243H194V246H199V245H200V244L195 245L196 242H193V241H192V244H193ZM205 243H206V245H205ZM215 243H216V242H215ZM218 243H219V245H220L221 242H218ZM218 243H216V244H218ZM178 244H179V245H178ZM190 244H191V243H190ZM196 244H197V243H196ZM208 245H209V244H208ZM221 245L223 246V243H221ZM221 245H220V247L218 246L219 248H217V254L219 253V250H221ZM168 246H169V245H168ZM168 246H167V247H168ZM214 246H215V245H214ZM223 247H224V246H223ZM172 248H173L174 251L172 250ZM207 248H208V247H207ZM207 248H206V249H207ZM214 248H215V247H214ZM215 249H216V248H215ZM178 250H179V248H178ZM189 250H188V251H189ZM195 250H196V248H195ZM195 250H194V251L191 250V255H192V257H193V255H194V257H197V256L199 257V256L202 255V254H203V255H206L205 252H203V251H204L203 249H202V250H203V251H202L203 253H202V252L197 253L198 251H201V250H199V249H198V251H197V250L195 251ZM175 251H176V252H175ZM205 251H206V250H205ZM174 252H175V253H174ZM192 253H193V254H192ZM194 253H195V254L197 253V256H195ZM201 253H202V254H201ZM199 254H200V255H199ZM166 255H164L163 258H166V257H167ZM169 256H168V257H169ZM178 256H179V255H178ZM182 256H183V257H182ZM168 257H167V258H168ZM181 257H182V258H181ZM187 257H188V255H187ZM194 257H193L192 259H193V262H195V264H199V262H202L203 264H205V261H204V260H205L206 258H208L207 255H206V257L204 256L205 259H204L203 257H200V258H198V259H200V260L198 261V260H196ZM218 257H219V256H218ZM188 258H191V257H188ZM201 258H203L204 260H201ZM169 259H172V258H169ZM169 259H168V260H169ZM175 259H176V258H174L173 261H172V262H175V264H176V263H180V264L183 263V264H185V263H184V262H185L184 260H187V258H185L184 260L182 259L181 261H176ZM192 259H191V261H192ZM174 260H175V261H174ZM160 261H162V260H160ZM165 261H166V260H165ZM165 261H164V262H165ZM183 261H184V262H183ZM170 262H171V261H170ZM181 262H182V263H181ZM193 262H192L191 264H194ZM206 262H207V260H206ZM202 263H200V264H202ZM162 264H163V261H162ZM167 264H168V263H167ZM170 264H171V263H170ZM172 264H173V263H172ZM186 264H187V262H186ZM210 264H211V263H210Z\"/></svg>",
    "mask_w": 264,
    "mask_h": 264
}]
</instances>
